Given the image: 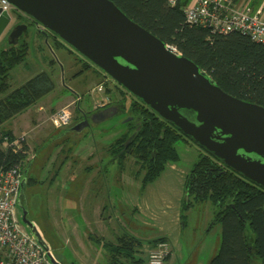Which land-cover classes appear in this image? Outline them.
<instances>
[{
	"label": "trees",
	"instance_id": "16d2710c",
	"mask_svg": "<svg viewBox=\"0 0 264 264\" xmlns=\"http://www.w3.org/2000/svg\"><path fill=\"white\" fill-rule=\"evenodd\" d=\"M112 1L134 21L193 60L225 91L264 106V43L237 31L211 35L206 28L189 24L182 5L190 0H178L174 5L169 0ZM55 43L61 44L57 39ZM29 48V43L21 36L18 43L0 49V93L9 89L10 72L26 59ZM90 67L91 64L85 62L80 72ZM54 87L51 74L41 71L9 91L0 98V124ZM124 96L118 101L111 98L112 101L103 105H120L132 116L127 120V131L112 142L110 150L121 168L128 156L135 158L139 163L138 173L143 171L144 187L164 171L167 163L180 159L179 141L193 139L137 97L131 100L128 110L124 109ZM6 139L12 142L16 138L11 130L0 128V169L23 164L26 173L23 187L34 185L37 180L26 170L29 160L25 141L21 148L11 144L5 147ZM200 147L202 151L186 176L182 216L197 203L211 201L214 205L213 224H221V246L209 264H264V187ZM102 243L110 252L112 264H146V258L136 253L142 245L141 239L128 232L118 236L117 242L103 240Z\"/></svg>",
	"mask_w": 264,
	"mask_h": 264
},
{
	"label": "rangeland",
	"instance_id": "374dc122",
	"mask_svg": "<svg viewBox=\"0 0 264 264\" xmlns=\"http://www.w3.org/2000/svg\"><path fill=\"white\" fill-rule=\"evenodd\" d=\"M9 13L12 20L0 36V49L10 45L9 34L19 23H29L21 36L30 47L26 59L10 72L9 90L41 71L50 73L56 83L52 91L55 97L49 96L42 99L26 111L28 120H32L34 125L47 116L48 120L34 127L29 133L31 148H29L28 157L31 160V167L28 174L36 178L37 183L25 184L23 194L21 193V205L27 209L29 219L35 223L55 260L62 264H112L110 252L103 246L102 241L117 242V236L122 231H130L134 224L141 225L138 219L142 218L134 209L141 196L143 171L137 174L139 163L135 162L133 156H128L124 162V174L120 179L122 165L118 161L112 165L105 160L106 164L103 167L106 171V184L97 182L94 193L90 192L85 199H82L83 196L80 193L79 177L86 174L83 169L89 161H99L102 156H107L109 144L127 131V119L132 116L122 109L99 122L92 120L81 132L72 130L74 123L66 129L64 134L54 135L59 131L62 132L63 129L55 127L50 120V114L57 109L50 108L52 99L51 105H57L65 99L79 95L80 99L78 98L79 102L75 107H69L72 110L73 119L78 121L82 117V110L87 109L90 99L93 98L95 103L102 100L105 103L109 102L108 99H101L107 98L104 92L105 87L93 90L100 80L96 70L103 72L111 80L113 78L61 37H54L56 34L52 31L30 20L22 11L11 6ZM56 39L60 41V46L56 45ZM85 62H89L91 67L80 72ZM108 84L113 85V81H108ZM122 88L127 91L123 86ZM125 95L122 103L125 107L123 108L128 110L131 100L136 96L129 91L125 92ZM40 106L44 108L40 113L42 118L38 120ZM92 111L94 110L90 112ZM10 127L9 123L2 126L5 129ZM18 138H23L26 142L25 136ZM177 148L182 159L177 164L186 170L192 167L202 151L193 140H181L177 143ZM185 155L192 158L190 165L184 163ZM65 157L66 165L61 172L58 171L59 174L55 175ZM174 173L177 179L178 175H181L180 172ZM53 175L57 177L52 178ZM96 193L99 194L97 198L94 195ZM101 199L104 200V205L99 209L98 204L101 206L99 203ZM189 210L183 217L186 223L183 237L185 240H191L193 236L197 242L204 237L201 228L208 216L209 206L201 202ZM101 211L102 213H99ZM19 212L22 219L21 207ZM211 212H214L213 206ZM139 230L143 236L151 235L153 232L151 226ZM152 246L151 250L155 247ZM136 253L146 258V264H148L150 249L146 251L139 248Z\"/></svg>",
	"mask_w": 264,
	"mask_h": 264
},
{
	"label": "water",
	"instance_id": "95a60500",
	"mask_svg": "<svg viewBox=\"0 0 264 264\" xmlns=\"http://www.w3.org/2000/svg\"><path fill=\"white\" fill-rule=\"evenodd\" d=\"M7 1L76 48L185 136L264 187L263 105L225 91L193 60L134 21L112 0ZM11 20L9 11L0 6V36ZM27 28L26 23L15 25L10 44L18 43ZM117 111V106L106 107L102 117L92 120L99 122ZM89 124L85 117L72 130L81 132ZM20 207L23 222L48 248L27 209Z\"/></svg>",
	"mask_w": 264,
	"mask_h": 264
},
{
	"label": "crops",
	"instance_id": "0c3cea01",
	"mask_svg": "<svg viewBox=\"0 0 264 264\" xmlns=\"http://www.w3.org/2000/svg\"><path fill=\"white\" fill-rule=\"evenodd\" d=\"M237 1L250 3L253 9L255 11H260V15L264 18V0H237ZM96 71L100 75V80L97 82L96 87H94L93 90L98 89L100 85H102V87H105L104 92L106 93L105 96H107V98L103 97L101 99H108L109 102L112 101L111 98H114V100L116 101L120 100L123 94H125L124 93L125 91L122 88V86H119L115 81L111 80L103 72L98 70ZM27 80H25L23 83H25ZM108 81H113V85H109ZM10 87L11 85H9V88ZM107 88H110L111 91H107ZM11 90L8 89L6 92L0 93V98L4 97ZM53 90H51L49 93L38 99L35 103L27 107L25 110L13 115L10 119L0 124V128H2L4 124L9 123L11 127L6 130H11L15 138L25 136V140H26L25 143L28 148L27 150L28 152H29V148H31L29 133L33 130L34 127H37L38 125L42 124V122L43 123L46 122L48 120V116L43 120H40V118H42L41 117L42 114L40 113L43 112L42 110L44 108V106H40L38 113L39 116L37 118L38 120H40V122L34 125L33 124L34 122H32V120L31 121L28 120V117L26 116V111L30 110L32 106H34L42 99L48 98L49 96L55 97L56 95L52 93ZM78 98H79L78 95H76L69 99L63 100L57 105H51V101L53 100L52 99L50 101V108L59 109L67 106L74 108L75 105L79 102ZM98 104L99 103H95L93 101V98L90 99V102H88L87 109H83L82 113L90 112L91 110L101 109L104 107V106L101 107ZM109 105L117 106L118 107L117 113L120 110H122V107L120 105L114 103H111ZM11 121H13V123H11ZM84 129H86V127ZM65 131L66 129H63L62 132L59 131L54 135H59V134L62 135V133L64 134ZM111 144H109L108 146L107 156H102V158L99 159V161H92V162L89 161V163H87V165L84 166L83 171L86 174L83 173L84 175L79 177L81 184L80 193L83 196L82 199H85L90 194V192L94 193L96 189L95 184L97 182H99L100 184L102 183L106 184L105 183L106 171H104L105 169L103 165L106 164V161H108L107 163L109 164L112 163V165H115L116 161H118L111 153L110 150ZM27 159L29 160L26 166V170L28 174V170L31 167V163H30L31 160L30 157H28ZM66 160L67 159L65 157V159L58 166L57 169L58 171L61 172V170L67 163ZM180 160H182L181 155H180V159L177 162L167 163L164 171L154 181L149 182L146 186L142 187V182H141V186H140L141 196L138 199L137 204H135V209H134L138 213V215L142 218V219L140 218L138 219L141 225L134 224L133 227L130 228V231L128 230V233L141 239L142 245L140 246V249H145L146 251L149 249L151 251V248H153L152 245L156 246L158 243V242H150L151 240L160 238L161 240L167 241L170 246V253L165 261V264H209L211 259L218 252L221 246V235H220L222 230L221 224L220 223L213 224L214 212H211V207L212 206L214 207V205L211 203V201H204V203H206L207 206H209L208 216L206 217L205 222L203 223V228H201L204 237H202V239L200 238V241L197 242L195 241V238L193 236L191 237V240L184 239L183 234L186 229V223H184L183 220L184 215L182 216V203L184 197L185 179L191 168L189 170H186V168L180 167L177 164ZM183 160L184 163L187 165H190L192 163V158L189 155H185ZM121 169L122 170L120 171V179L124 174V167ZM174 172H180L181 174L180 176L177 174L178 179L175 178ZM57 173H55V175ZM137 174H139L138 171ZM55 175H53L52 178L57 177ZM141 175L143 177V173ZM23 191H24V187L22 192ZM97 191L98 190H96V192ZM158 191H162L163 193L160 194V192ZM101 192L102 191L100 190V193ZM94 195L96 198L99 196L98 193ZM103 201H104L103 199L99 201V203H101V206L98 204L99 209L100 207L102 208V205H104ZM188 211L190 210H187L185 212ZM99 213H102V211ZM146 226H151L153 232L151 235L148 234L147 236H143L141 235V230L139 229L142 228L145 229ZM123 233L124 231H122L120 235H122Z\"/></svg>",
	"mask_w": 264,
	"mask_h": 264
},
{
	"label": "built area",
	"instance_id": "2783aa9c",
	"mask_svg": "<svg viewBox=\"0 0 264 264\" xmlns=\"http://www.w3.org/2000/svg\"><path fill=\"white\" fill-rule=\"evenodd\" d=\"M169 1L172 5L178 2ZM0 6L8 11L11 8L7 0H0ZM182 10L189 24L206 28L211 35L237 31L264 43V18L248 2L190 0L182 5ZM98 89H102V85ZM105 104L104 100L99 102L100 106ZM72 119L73 113L68 106L50 114V120L57 128L68 127ZM23 140L16 138L9 142L6 139L5 143L21 148ZM25 178L23 164L0 169V264H56L49 247H45L21 219L19 203ZM169 253L168 242L158 241L150 251L147 263L165 264Z\"/></svg>",
	"mask_w": 264,
	"mask_h": 264
},
{
	"label": "flooded vegetation",
	"instance_id": "af4514ba",
	"mask_svg": "<svg viewBox=\"0 0 264 264\" xmlns=\"http://www.w3.org/2000/svg\"><path fill=\"white\" fill-rule=\"evenodd\" d=\"M109 106H113V105H109ZM109 106H104L103 108L96 109V110H94L92 112L82 113L81 119H79L78 121H75L74 119H72V122H71V124L68 127H70L74 123L76 124L77 122L83 120L85 117H87L90 122L92 121L93 118H98V117L100 118V117H102L103 116L102 110L105 109V107H109ZM68 127H66L65 129H67ZM21 197H22V194H21ZM21 197H20L19 207H20V204H21Z\"/></svg>",
	"mask_w": 264,
	"mask_h": 264
}]
</instances>
